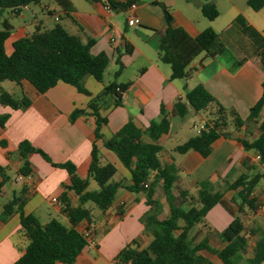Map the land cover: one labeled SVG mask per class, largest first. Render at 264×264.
Returning a JSON list of instances; mask_svg holds the SVG:
<instances>
[{
	"label": "crops",
	"instance_id": "obj_1",
	"mask_svg": "<svg viewBox=\"0 0 264 264\" xmlns=\"http://www.w3.org/2000/svg\"><path fill=\"white\" fill-rule=\"evenodd\" d=\"M69 1L72 9L68 12L54 0H40L35 4L40 6L41 13L46 12L52 16L54 22H60L61 26L82 42L92 39L94 43L90 48L91 54H106L108 65L114 63L113 77L118 69L117 59L122 64V69L111 81L102 79L98 82L93 77L86 76L83 81L86 93L63 82H58L43 93H39L26 80L15 85L0 82V92H7L14 99L24 97L29 100L28 105L15 109L0 104V115H7V119L0 126V168L6 179L0 191V213L3 205L11 198L4 201L8 196L7 192L12 196V192L18 193L24 189L21 211L34 215L39 222L40 218L46 219L43 223L54 218L68 224L62 212L61 195L65 194L72 206L78 203L77 197L68 189L70 177L67 171L56 166L57 164L70 162L75 166L76 175L86 178L90 150L95 145L100 162L102 160L104 163L113 164L120 172L116 181L122 180L127 185L130 183L128 171L116 155L103 146V141L110 138L126 122L133 121L136 126L145 128L150 121L159 119L160 106L170 112L177 99H183L185 92L196 84L203 85L225 109L234 110L240 118L246 119L250 107L261 96V83L264 80V64L259 58L260 48L234 21L236 16L241 15L264 38V6L258 11H249L231 3L224 19L208 20L202 15L200 6L203 3L217 5V0H141L136 2L133 10L110 12H106L98 1ZM162 5L172 17V27L182 28L191 37L210 27L217 33L224 45V51L213 58H205L204 53H200L198 59L195 57L186 68L184 78L169 79L170 68L160 62L157 55L160 37L165 28ZM29 10L31 16L28 19ZM133 15L139 19V24L128 26L126 21ZM13 16L20 22L11 25L9 35L4 41L6 54L12 51L14 41L31 34L36 27L43 30L57 24L48 27L46 17H37L29 5ZM128 45L131 46L129 52L126 51ZM112 81L129 85L124 91L116 90L120 96L119 105L113 104L116 93L101 100L98 114L106 123L100 128V138H96L94 114L87 110L72 122L69 116L75 109H86L89 100ZM261 113L262 110L257 120H247L240 128L229 131L231 133L228 138L217 139L205 158L193 151L179 154L174 151V147L197 134L194 126L207 119V112L201 114L188 108L184 116H169L168 132L157 141L161 146L159 160L162 165L174 164L177 167V180L172 192L176 195L177 188L187 191L189 200L184 202V207L188 208L197 201V184L200 181L209 179L211 190L223 189L224 179L231 181L242 173L252 175L247 172L248 168L255 172L262 170L255 152L244 150L238 142V139L251 141L257 136L258 130L252 133L250 126L264 120ZM192 118L197 120L191 122L194 133L189 134L186 126L187 121ZM178 134L184 140H178L179 142L165 148V143ZM22 141H27L46 156L44 158L38 152L26 155L30 170L27 176L19 173L23 159L18 146ZM93 182L89 179L88 190L97 188ZM190 190H195L196 194L192 195ZM258 191V188L254 189V197H257ZM234 197V191H224L221 202L206 213L205 225L202 227L198 224L201 226L196 225L192 229L190 238L199 232L196 240H192L193 243L203 240L211 248H221L223 242L219 233L234 217H239L244 225L245 216L253 217L250 210H239ZM260 198L264 202V193H260ZM52 199L56 201L53 202ZM152 199L159 204L157 219L167 218L169 209L161 181L156 182ZM85 206L90 209V221L79 222L76 229L85 235L87 245L72 264H119L116 255L127 244L134 242L133 247L142 249L150 243L152 237L140 221L142 215L150 209L143 191L118 189L112 205L103 213L94 212L87 203ZM251 229L256 230V227ZM26 244L27 241L20 231L19 211L4 221L0 220V264H13L24 253ZM253 246L247 257L251 256ZM200 254L211 262L220 264L207 251L202 250Z\"/></svg>",
	"mask_w": 264,
	"mask_h": 264
},
{
	"label": "trees",
	"instance_id": "obj_2",
	"mask_svg": "<svg viewBox=\"0 0 264 264\" xmlns=\"http://www.w3.org/2000/svg\"><path fill=\"white\" fill-rule=\"evenodd\" d=\"M66 12L72 9L69 0H54ZM102 4H108L112 11H123L131 3L141 0H93ZM40 0H0V10L8 9L13 15H18L22 8L38 3ZM246 4L253 11H258L264 6V0H246ZM165 28L161 34L158 46V59L170 68L169 79H181L186 76V68L200 53L205 58H213L224 51V45L220 42L217 33L210 27L203 29L197 36H189L182 28L172 27V17L162 5ZM202 15L213 20L218 16V11L212 3H203L200 6ZM234 21L241 31L251 38L260 48L259 58L264 64V38L245 20L238 15ZM11 25L7 21L0 22V82L10 81L19 84L22 80L29 82L39 93L47 91L58 82L74 86L79 92L86 93L83 81L86 76L93 77L101 82L104 70L108 65V57L105 53L93 55L90 48L94 41L88 39L82 42L77 36L70 34L60 24H55L49 29L36 27L34 31L12 43V51L6 54L4 41L9 35ZM131 46L126 47L129 52ZM118 69L122 64L116 60ZM129 83L118 84L112 81L104 86L103 90L92 97L86 109H75L71 112L69 120L87 112L96 116L94 135L100 138V128L106 123L98 114L101 100L116 90L124 91ZM262 93L260 98L249 109L246 120H242L234 110H227L204 88L196 84L187 90L183 99H177L170 112H166L160 106V117L157 121H150L145 128H140L133 121L126 122L110 138L103 141V146L113 152L121 165L129 173L127 185L122 180H113L118 172L116 167L106 162L101 164L98 149L92 145L90 150V162L87 177L80 178L76 175L75 166L70 162L57 164L65 169L70 177L68 189L77 197V205L72 206L65 194L61 195L63 205L62 212L68 224H63L57 219H50L46 223H40L32 214H24L21 211L22 194L12 192L11 198L3 205L0 220L4 221L14 212L19 211L20 231L27 244L24 253L13 264H72L82 249L87 245V239L82 232L76 229V225L83 221H90V209L86 203H92L100 212H105L115 200L118 189L125 188L131 192L143 191L146 203L150 209L140 218L144 229L152 237L150 243L142 249L133 247L134 242L127 244L116 255L119 264H215L200 254L205 250L214 255L220 264H239L248 247V236H256L257 231L246 229L239 217H234L229 224L220 231L219 236L223 246L218 249L211 248L206 241L193 243L190 238L192 229L201 224L205 225L206 213L217 203H220L225 190L235 192L236 204L240 211L244 208L254 210L257 200L253 196L260 179H264V120L257 123L258 134L251 141L240 140L244 150H253L258 158L261 171L252 175L239 174L229 181L224 179L223 189L211 190L209 179L200 181L199 195L195 204L186 208L183 206L188 201L187 191L173 188L177 180L178 169L174 164L162 165L159 160L161 146L157 144L161 135L169 129V116H184L188 108L196 112H207L204 129L195 136L188 138L183 143L174 147V151L184 154L188 151L196 152L202 158L207 157L212 144L219 138H228L230 132L227 126L230 123L233 129H238L247 120H257L264 107V80L261 83ZM117 94V93H116ZM119 94L113 101L119 105ZM0 104L8 105L13 109L21 105H28L29 100L22 97L14 99L7 92H0ZM7 115H0V126L3 125ZM229 122V123H228ZM20 155L23 164L19 170L22 176L30 173L26 155L38 152L44 158L45 154L34 149L27 141L19 143ZM0 191L6 179L0 168ZM153 178V181H150ZM89 179L93 180L97 188L88 190ZM157 181H161L164 197L169 209V216L165 219H157L159 204L153 200L154 188ZM146 184V187H145ZM246 264H264V234L256 236L251 256L245 259Z\"/></svg>",
	"mask_w": 264,
	"mask_h": 264
},
{
	"label": "rangeland",
	"instance_id": "obj_3",
	"mask_svg": "<svg viewBox=\"0 0 264 264\" xmlns=\"http://www.w3.org/2000/svg\"><path fill=\"white\" fill-rule=\"evenodd\" d=\"M43 1H45V0H43ZM231 3L236 4L238 6V8H240V9H248L249 11L252 10L250 7L247 6L245 0H217V5H214L215 9L218 11V16L216 17L217 20H222V19H224L226 17L227 10L230 7ZM29 8L32 11L35 12L37 17H39V18L42 17V16L46 17L45 18L46 19L45 22H46L48 27H50V26L54 25L55 23H57V22H54L52 16H49L46 12L41 13L40 6H36L35 3L29 4ZM27 14H28V19H29L30 16H31L30 10L27 12ZM4 20L7 21L10 25H12L15 22H20V20L16 19L8 9L0 10V22H3ZM59 24H61V23L59 22ZM196 59H198V57ZM112 69L114 70V63H111V64L107 65V67H106V69L104 70V73H103V77H102L103 81L114 80ZM4 83H5V85H15L14 82H10V81H5ZM200 113L202 114L203 111H201ZM263 116H264V107L262 108V113H261V117H263ZM241 118H242V120H246L245 117H241ZM194 120H197V118H192L191 120L187 121L186 130H187V133H189V134L190 133L191 134L194 133L192 131V128H191V122L194 121ZM226 130L227 131H233V126L229 123ZM257 130H258L257 129V125L253 124V126L252 125L250 126V132H252V133L255 132L256 133ZM178 140L182 141V140H184V137H181V134L175 135V136H173V138L170 141L165 143L164 147L165 148H169V146L171 144H173L174 142H179ZM101 164H104V161L101 160ZM256 169H258V168H256ZM247 172L249 174L255 173V171L252 168H248ZM119 176H120V172H117L116 175L113 177V180H117L119 178ZM261 185H263V186H261ZM256 188L259 189V191L256 192L257 197L255 196V198L257 200V207L254 210H250V212L253 213L252 216L254 218L253 217H248V215H247V216L244 217V222H245L246 229H251L252 227L253 228L256 227V230H257V235L256 236H258L261 233L264 234V202L260 201L261 200L260 193H264V179H260V181L258 182ZM5 189H8V187H5ZM7 193H8L7 194L8 196H7V198L4 201L8 200V198L11 197L10 196V192H7ZM190 193L192 195L196 194L195 190H190ZM87 204H88V206L90 208L93 209L94 212H96V213L100 212L92 203L89 202ZM244 209L248 210L246 208H244ZM45 220L46 219L40 218V222L41 223H43ZM60 222L65 224L64 221H60ZM198 226L200 227L201 225H198ZM198 235H199V232H196L191 237V239L192 240H196ZM256 236H252V235L248 236V244H249V246L246 249L247 253H244L243 259L239 262V264H246L245 259L250 254V250H251V247L253 246V243H254V240H255Z\"/></svg>",
	"mask_w": 264,
	"mask_h": 264
},
{
	"label": "built area",
	"instance_id": "obj_4",
	"mask_svg": "<svg viewBox=\"0 0 264 264\" xmlns=\"http://www.w3.org/2000/svg\"><path fill=\"white\" fill-rule=\"evenodd\" d=\"M102 4V3H101ZM135 5L136 3H131L127 9L129 10H133L135 8ZM102 8L106 11V12H110L112 11L109 7L108 4H102ZM127 25L128 26H136L139 24V19L136 17V16H130L127 21H126ZM204 126H205V121H202L200 123H198L197 125L194 126V129L196 130V133H200L203 129H204ZM20 178V177H19ZM145 187H146V184H145ZM53 202H55L56 200L55 199H52Z\"/></svg>",
	"mask_w": 264,
	"mask_h": 264
}]
</instances>
